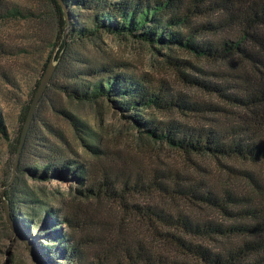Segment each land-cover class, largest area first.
I'll use <instances>...</instances> for the list:
<instances>
[{
    "label": "trees",
    "instance_id": "16d2710c",
    "mask_svg": "<svg viewBox=\"0 0 264 264\" xmlns=\"http://www.w3.org/2000/svg\"><path fill=\"white\" fill-rule=\"evenodd\" d=\"M51 2L57 36L43 70L54 52L57 66L38 106L51 85H57L54 79L65 75L69 68L74 77L87 75L92 79L84 80L81 89L66 85L64 90L82 101H96L103 96L113 101L146 145H167L188 155L238 159L247 165L240 169L230 167L233 175L222 178L218 184H209L198 176H181L157 164L148 166L139 159L141 153L137 149H130L123 157L114 154L110 168L103 167L102 177L88 183L92 169L79 165L65 152L55 159L45 158L42 167L29 159L34 128L31 124L18 161L22 170L34 171L40 179H48L50 172L73 173L80 185L74 197L119 202L121 210L136 214L142 228L168 244L181 259L169 260L164 255L155 257L151 252H143L139 238L132 249V244L111 233L97 239V249L89 256L85 236L75 238L66 213L26 189H17L12 175L6 183L5 199L13 219L19 226L30 222L33 226L43 225L52 234V244L43 248L44 254L58 255L66 264H264V0ZM85 10L89 11L87 17L81 15ZM21 15V9L13 7L5 10L3 16ZM102 32L131 35L159 48L175 47L199 58L229 63L230 71H221L224 82L212 83L186 73L183 68L188 63L180 64L182 59L167 55L182 79L221 98L225 106L216 109L225 115L227 124L192 126L173 118L170 113L187 115L201 111L202 105L145 75H130L124 63L91 65L87 56L78 58L74 44ZM39 82L40 79L35 92ZM32 98L33 95L20 111L21 128L10 144L15 155ZM154 110L167 115L159 118ZM73 126L80 131L89 152L108 157L92 129H80L78 120H73ZM5 127L0 114V132L8 137ZM48 146V150L54 149ZM132 196H141L144 201H131ZM200 210L201 214L212 212V216L198 217ZM32 213H36L40 224ZM63 224L68 227L65 229ZM101 229L111 231L104 224Z\"/></svg>",
    "mask_w": 264,
    "mask_h": 264
},
{
    "label": "rangeland",
    "instance_id": "374dc122",
    "mask_svg": "<svg viewBox=\"0 0 264 264\" xmlns=\"http://www.w3.org/2000/svg\"><path fill=\"white\" fill-rule=\"evenodd\" d=\"M13 7L20 8L24 15L4 17V11ZM85 11L81 15L87 17L89 11ZM54 12L51 0H0V114L4 118L8 133V137H5L0 132V264H34L25 243L10 229L7 222L4 200L8 188L6 183L12 175L17 189H26L35 194V197L52 204L55 209L60 208L61 213H66L76 232L75 238L85 236L88 243L86 252L89 256L97 249V239L103 234L111 233L132 244V249L136 248L140 239L143 252H151L155 257L164 255L169 260L173 257L181 259L178 253L170 250L168 244L152 237L151 231L146 227L143 229L136 214L121 210L119 202L74 197L80 185L73 173L62 171L54 175L50 172L48 179H40L32 173L34 171L22 170L18 162L15 172L13 171L16 155L11 153L10 144L14 142L21 128L20 111L34 95L36 82L43 77L44 63L56 40L57 20ZM73 49L78 58L87 56L91 65L113 61L124 63V66L129 68L127 73L130 75H145L202 105L201 111L187 115L170 113L173 118L189 122L192 126L227 124L225 115L218 111L220 106H225L220 101L221 98L182 79L172 67L167 55L182 59L180 64L188 63L189 65L183 68L186 73L212 83L224 82L222 72L230 71L227 62L210 61L175 47L159 48L158 45H152L131 35H113L108 32H102L81 44H74ZM88 78L90 77L87 75L74 77L68 68L65 75L54 79L57 85H51L45 99L37 108L39 111H35L38 116L34 115L32 121V145L27 155L32 162L38 161L40 167L45 158L55 159L65 152L79 165L88 170L92 169L93 176L90 175V179L87 177L86 181L90 183L94 182L93 179L99 180L102 177L103 167L110 168L114 154L119 153L123 157L130 149H137L141 153L139 159H143L148 166L157 164L181 176H198L210 182L209 184H218L222 178L233 175L230 167L240 169L247 165L238 159L213 158L205 154L188 155L167 145H146L145 140L139 137L137 128L123 116L121 109L113 101L104 96L96 101H82L73 98L64 90L66 85L80 88ZM154 111L159 118L167 115ZM73 120L80 121V129H92L102 142L108 157L95 156L89 152L86 143L80 138V131H76L73 126ZM48 145L54 149L48 150ZM140 149H143L142 152ZM142 198L132 196L130 200L142 203ZM205 214L212 216V212L202 211L201 214V210L197 211L196 215L201 217ZM32 217L40 224L36 213H32ZM101 224L111 231H103ZM63 227L66 229L68 226L63 224ZM19 230L32 243L41 263H67L58 255L44 254L43 248L52 244V234L46 232L43 225L22 223Z\"/></svg>",
    "mask_w": 264,
    "mask_h": 264
},
{
    "label": "water",
    "instance_id": "95a60500",
    "mask_svg": "<svg viewBox=\"0 0 264 264\" xmlns=\"http://www.w3.org/2000/svg\"><path fill=\"white\" fill-rule=\"evenodd\" d=\"M59 2L62 4L61 0H59ZM56 66H57V61L55 60V52H54L50 62H48V65L45 69L43 77L40 79V82H39L38 87L36 89L35 95H33V98L31 100L30 109H29L27 116H26L24 128H22L21 143L19 144L18 152L16 155V161H15V164L13 167L14 172L16 170L17 162L20 159V152L22 150L23 144L25 143V140H26V137L28 134V130L31 127L32 121L34 119L35 111H37L40 99L45 94L51 78H53L54 72L56 70ZM5 200H4V207L6 210L5 213L7 216V222L11 227L10 229L13 232L17 233L19 235V237L23 240V242L25 243V246L27 247V250L29 251L30 255L32 256V258L34 260V264H42L41 259L39 258L37 252L35 251L34 247L32 246V243L19 230V225L17 224V222L13 219V217L11 215L10 205Z\"/></svg>",
    "mask_w": 264,
    "mask_h": 264
}]
</instances>
